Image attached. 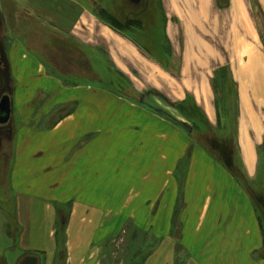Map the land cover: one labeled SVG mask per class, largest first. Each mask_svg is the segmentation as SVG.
<instances>
[{
  "label": "crops",
  "instance_id": "obj_1",
  "mask_svg": "<svg viewBox=\"0 0 264 264\" xmlns=\"http://www.w3.org/2000/svg\"><path fill=\"white\" fill-rule=\"evenodd\" d=\"M97 3L104 9L95 11ZM112 7L0 0V83L12 85L20 118L9 174L16 227L0 239V264H139L142 246L109 251L127 229L135 233L127 243L149 247L141 264H253L256 247L237 250L228 241L237 218L245 237L261 243L249 195L227 165L233 160L224 164L188 131L198 110L221 141L235 132L231 159L239 158L242 176H255L264 136V0ZM57 40L78 44L90 79L69 80L85 86H65L77 59L54 48Z\"/></svg>",
  "mask_w": 264,
  "mask_h": 264
},
{
  "label": "rangeland",
  "instance_id": "obj_2",
  "mask_svg": "<svg viewBox=\"0 0 264 264\" xmlns=\"http://www.w3.org/2000/svg\"><path fill=\"white\" fill-rule=\"evenodd\" d=\"M32 40L34 41L35 38H32ZM59 48V47H58ZM30 54V52H29ZM78 60V59H77ZM81 64L79 62L76 63V67L75 69L73 67H69L67 69L68 73L65 74L66 77H68L67 79L63 78L62 80H66L65 86L67 87H71L69 86V82H70V78H72L73 74H76V80L78 81L80 78V81L83 82L84 79H90V77H83L82 75V69H81ZM50 68L47 67V65H45V71H47V73L50 72ZM64 68L59 69V71H64ZM57 75V74H56ZM62 78V77H61ZM16 86V85H14ZM78 86H85L82 84H79ZM113 86H109L108 88H111ZM12 85H4V84H0V97L4 94H9V90H11ZM114 88V87H113ZM113 90V89H112ZM115 91V90H114ZM125 94V93H124ZM129 95H126L127 97H129L133 102H135V93H126ZM132 95V96H131ZM14 101V100H13ZM49 102L48 99L44 100L42 106L43 108H47L49 106ZM72 103V104H71ZM69 105L65 106L68 111H71L72 108L74 107V102H71ZM11 123H12V131H14V129H18L19 127V115H18V111H16L15 109L12 110L11 113ZM48 119H53L52 117H48ZM53 124V121H46L44 123V126H51ZM230 124L232 126V117L230 118ZM15 127V128H14ZM208 132L205 134L200 135L199 137L197 136V134L194 133V135H192V140L196 143L197 141H200L203 143L204 145V150L209 152L212 156H215L216 158L220 159L222 162H226L233 160L232 163H227V165L231 168V171L236 173V176H234L235 178V183L237 185V187L241 188L243 191L245 190L247 192V195H249V199L251 201V207L254 211V217H256L258 225L260 226V233H261V243L258 242L257 237L255 234H252L251 238L250 237H245V231L242 229V227H237L239 225V222L237 221L236 218V222H235V226H236V232H230L231 236L233 234L236 235V239H228V241L231 242L233 241V245L237 248V250H245L248 251L249 249H254L255 247L257 248V250L251 253L250 255V260L253 262V264H258V262H261L262 264H264V136H263V143L261 144V146H259L257 148V166H256V173L255 176L253 178H248V177H244L242 176L241 173V167L239 164V158L234 157L231 159V157L233 156V147L231 145L232 142H234L236 144V139H235V132L233 133L232 130L230 131V133L232 132V138H234L235 141L228 140L229 138H231V135L228 137L226 135V137L223 139V141H221L220 139H218V135L215 134V132L211 131V130H207ZM220 137V136H219ZM228 137V138H227ZM0 153L3 154V157L5 158L4 160L0 161V166H2V172L3 174L0 176V239L3 238H7L9 237V234H11L12 232V228L16 227V216H15V204H14V199H15V194L12 190H10V179H9V174L10 171H8L9 164H12L13 158H14V154H15V149H14V141H13V148H11V146L9 145V142H5L3 147L1 146L0 149ZM6 160V161H5ZM12 166V165H11ZM210 192L208 191L207 193H204V196H206L207 194H209ZM212 196V206L214 205V198L215 195L214 193H211ZM261 200V201H260ZM120 201V198H119ZM239 203V204H238ZM239 207V210L241 209H245L244 204L238 200L237 202ZM236 204V205H237ZM233 211V213L235 214H229V216L234 217V216H239L240 215V211ZM198 212H194L192 214L191 217V221H190V233L193 235V229H194V225H196L197 220H198ZM175 224V228H173V234H175L174 232H178L181 228H180V222L179 220H175L174 221ZM255 226L253 227L252 230H255ZM204 231V228L202 229V232ZM132 230L127 229V231L125 232L124 235L119 236L117 239H119L120 241L117 244H113L111 247H113L112 249H109V251H122V252H128V251H132L133 247H138V246H142V250L145 249V251H147L149 249L148 246H146L145 243H142V245H140V242L142 239H138L140 240V242L135 245H132L131 243H127L126 241L128 240V238L131 235H134L131 233ZM8 236V237H7ZM239 236V237H237ZM124 237V238H122ZM122 238V239H121ZM206 239V238H204ZM122 241V242H121ZM222 244V242H220V245ZM229 244V245H230ZM117 245V246H116ZM231 245L229 248H232ZM148 247V248H147ZM117 248V249H116ZM145 251H140L139 255H140V259H137L136 262H138L139 264H141V261L143 258V255L145 256L146 253ZM115 262H119L115 260ZM131 262H135V260L133 261H124V264L130 263ZM121 263V260H120Z\"/></svg>",
  "mask_w": 264,
  "mask_h": 264
},
{
  "label": "trees",
  "instance_id": "obj_3",
  "mask_svg": "<svg viewBox=\"0 0 264 264\" xmlns=\"http://www.w3.org/2000/svg\"><path fill=\"white\" fill-rule=\"evenodd\" d=\"M118 1H120V0H109V4L112 7L113 5H115L116 3H118ZM103 9L104 8L100 4L97 3V5H95V11H99V10H103ZM121 21L124 22V20H121ZM58 37H63V36H58ZM50 44L52 45V43H50ZM51 45H50V47H51ZM54 48H56L58 50H61L63 52H65V50H67V57H69V56L70 57L75 56V59L74 60L78 59L79 53H77V51H78V44L77 43L75 44L74 42H68V41L65 42L63 40H57V43H56V45H55ZM72 62L73 61H70L69 62V63H71V66L74 65V64L76 65V63L79 62V61L76 60V62L75 63L73 62V64H72ZM84 62L85 61L79 62L81 64V67L82 68H83V63ZM83 69H85V68H83ZM78 85L79 84L77 82H69V86H71V87L78 86ZM231 87H233V86L230 85V91L232 90ZM229 95H230V98L232 97V100H230V102H233V104H234L235 103V94H234V92H230ZM226 102L229 104V98L227 100L223 99V103H221V106H222L221 109H222L223 112L226 111V109L224 108V107H227L226 104H224ZM192 118H193L192 119L193 120L192 124H193V128L194 129H191V131H188L191 135H194V133L195 134H199V133L205 134V133L208 132L207 131L208 129L210 130L209 125L207 124L206 120L202 117L201 113L198 112V110H195L194 117H192ZM232 121L234 122V124H236V117L235 116H234V118L232 117ZM5 127H2V129L5 128ZM232 132L231 133L229 132V135H227L228 137L231 135V138L228 139V140H231V142L233 141V139H232ZM13 136H14V131L12 132V125H11L10 126V129H9V132H8V137H6V138L4 136H1L0 137V144L1 145H4L5 142H9V145L12 148ZM4 159L5 158L3 157V154L0 153V161L1 160H4ZM11 165L12 164L10 163L9 164V167H7L8 168V171H10ZM2 174H3V172H2V166H0V176ZM60 228L63 230L64 227L63 228L60 227ZM12 229L14 230V228H12ZM59 238H61V237H59Z\"/></svg>",
  "mask_w": 264,
  "mask_h": 264
},
{
  "label": "water",
  "instance_id": "obj_4",
  "mask_svg": "<svg viewBox=\"0 0 264 264\" xmlns=\"http://www.w3.org/2000/svg\"><path fill=\"white\" fill-rule=\"evenodd\" d=\"M11 115V100L8 95L0 98V125L6 124Z\"/></svg>",
  "mask_w": 264,
  "mask_h": 264
},
{
  "label": "flooded vegetation",
  "instance_id": "obj_5",
  "mask_svg": "<svg viewBox=\"0 0 264 264\" xmlns=\"http://www.w3.org/2000/svg\"><path fill=\"white\" fill-rule=\"evenodd\" d=\"M10 126H6L3 129H0V137L4 136L5 138L8 137V132H9ZM1 147V145H0Z\"/></svg>",
  "mask_w": 264,
  "mask_h": 264
}]
</instances>
